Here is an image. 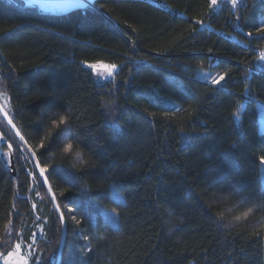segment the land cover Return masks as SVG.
<instances>
[{
  "label": "trees",
  "instance_id": "16d2710c",
  "mask_svg": "<svg viewBox=\"0 0 264 264\" xmlns=\"http://www.w3.org/2000/svg\"><path fill=\"white\" fill-rule=\"evenodd\" d=\"M32 2L0 0V93L64 212L59 264H264V0H240L234 11L223 0L211 15L209 0H100L103 8L67 14ZM95 63L122 71L100 83L86 67ZM202 72L229 75L217 86ZM60 115L77 139L53 123ZM0 133L14 162L12 173L0 143V243L10 233L12 247L26 248L35 232L41 264H56L59 215L1 115ZM113 182L127 203L118 229L104 215L117 207L102 191ZM71 201L87 211L79 223Z\"/></svg>",
  "mask_w": 264,
  "mask_h": 264
},
{
  "label": "snow or ice",
  "instance_id": "6c2138e0",
  "mask_svg": "<svg viewBox=\"0 0 264 264\" xmlns=\"http://www.w3.org/2000/svg\"><path fill=\"white\" fill-rule=\"evenodd\" d=\"M30 2V0H25V3ZM8 4L13 3V0H7ZM226 4H230L231 5V9L234 11L238 8L240 0H225ZM96 4H99L100 8L104 7V4L102 2H100V0H89L88 5H84L81 4L79 5V7H87V6H92L95 7ZM221 7V2L220 0H209L208 2V8H209V13L210 15L212 13H215V11ZM196 24L200 25L201 27L204 26V20L200 19V20H196L195 21ZM17 27H19V25H17ZM129 27H131V25H129ZM247 35L249 37L253 36V32L249 31L247 33ZM256 36H258L261 40H264V26H260L256 29ZM136 42L133 41V45H135ZM209 52H212V49L210 48L208 50ZM258 60L260 62H264V52H261V54L258 57ZM82 63H84L82 61ZM86 67L91 68V69H96L97 65L95 64H86ZM105 69V79H110L112 81H115L116 76L119 74L120 71H122V68H120L117 64L112 63V64H107L103 66ZM228 72H223V73H217L216 75H212L211 73H205L203 78L204 80L208 81L210 80L211 84L213 85H221L222 82L225 81L226 77L228 76ZM104 87H106V85H103ZM227 85H224V88L226 89ZM246 93H248V89H245L244 92H241L240 95L244 96ZM0 99H3L5 101V104L3 106H0V112H3L4 114V118L6 120H8L9 124H12V120L9 118V112L6 110L7 108V101H8V96L0 93ZM168 111L172 112V111H179V109H177L175 107L174 103H170L168 105ZM236 115V114H233ZM54 124H56L57 126H65V133L67 136V139L74 140L77 139V137L75 135L72 134V128L70 125V117L66 116V115H60L58 117L57 120L53 121ZM13 127H15V125H13ZM114 134H119L120 132V128L119 126H116L113 129ZM17 136H20V133L17 132ZM20 139L23 141L24 137L20 136ZM41 148L44 147L43 144L40 145ZM73 143L69 142L64 146V152L65 153H69L73 150ZM8 148L11 149L12 148V144L8 145ZM77 155H79V151H77ZM32 156L35 157V153H32ZM259 164L260 165H264V155H261L259 157ZM35 167L39 168V176L43 177V184H47L48 183V176L46 175V173H48V169L46 167H40L39 161H36L35 163ZM261 185L264 186V177H261ZM79 190V189H78ZM51 188L49 187V192H51ZM82 191V190H80ZM102 191L105 193L106 197H107V201H111L112 203L116 204L117 207L111 208L110 211L104 213L105 218L109 221V223L112 224V226L114 228L119 227V217H120V212L118 211V208L120 207H126L127 203L126 200L123 198V186L120 185L119 183L113 182L112 184H108L106 185V187L104 189H102ZM61 195H63V193H61ZM93 199V197H88V200L91 201ZM52 200L55 201L56 200V196L53 194L52 195ZM106 200H100L98 201L100 204H104L107 202ZM71 203L73 206L71 208H68L69 213H71V219L72 220H77V215L80 214L81 212H83V214L85 216H87V211L86 209H82L81 208V203L82 202H77V201H71L69 202ZM261 205H264V194L261 195ZM261 205H258L257 207H260ZM35 207V206H34ZM65 207H68V204H65ZM55 211L57 213H59V223L63 226L65 223V215L64 212H62L60 210V206L57 204L55 205ZM252 209L249 208L247 211H243L241 214L239 215H235L232 217L233 221L239 222L242 219H246L249 217L250 213H251ZM217 216L220 217L221 219H223L224 214L222 212H218ZM80 221L77 220V223H79ZM11 223V222H9ZM81 234H83L81 232ZM10 236L11 234L9 233L8 235L5 236L4 238V242L0 243V249H6L7 251H0V262H2V264H41V257L36 255V246L38 244L39 240H42L43 237H37V234L34 232L32 233V239L31 242L28 243L26 245V248L28 249L27 251V255L24 254V247H22V243L20 242H15L14 243V248L12 247V242L15 241V238H11V242H10ZM100 239H105L104 236H101ZM88 251H91L90 248H88Z\"/></svg>",
  "mask_w": 264,
  "mask_h": 264
},
{
  "label": "water",
  "instance_id": "95a60500",
  "mask_svg": "<svg viewBox=\"0 0 264 264\" xmlns=\"http://www.w3.org/2000/svg\"><path fill=\"white\" fill-rule=\"evenodd\" d=\"M34 1H36V2L40 3L41 5H43L44 7H46L48 12L51 13V14H67V13L73 11V10H76V9H83L85 7L82 8V7H79V5H81V4L88 5V3H89V0H87L86 2L84 1L82 3L77 2V3L72 4V5L60 4V3H57V2H55L53 0H34ZM0 106H1V104H0ZM0 115L2 116L4 121L7 123L8 127L13 132V134L16 136V138L18 139V141L20 142L22 147H24L26 149V151L29 153V155L32 158V161H33V163L35 165L37 159H36V157L32 156L33 151L29 148V146L26 144V142L24 140L22 141L20 139L21 134H20V136H17V132H19L17 130V128L13 127V125H14L13 123L12 124L8 123V120H6L4 118L3 112H0ZM2 142H5V138L0 133V143H2ZM5 143H6L7 147H8L9 144L7 142H5ZM8 157H9V162H10V168L12 169V173H14V162H13V150H12V148L11 149L8 148ZM35 168H36L37 173L39 175V168H37V167H35ZM40 179L43 181V177H40ZM43 185H44L46 191L48 192V195H49V197L51 199V202L53 204V207L55 209V205H57V202H56V200L55 201L52 200L53 192L52 191L49 192L50 185H49V183L43 184ZM57 214L59 215V213H57ZM64 241H65V224L62 226V237H61V240H60V243H59V247H58L56 264L60 263L61 254H62V250H63V246H64Z\"/></svg>",
  "mask_w": 264,
  "mask_h": 264
},
{
  "label": "rangeland",
  "instance_id": "374dc122",
  "mask_svg": "<svg viewBox=\"0 0 264 264\" xmlns=\"http://www.w3.org/2000/svg\"><path fill=\"white\" fill-rule=\"evenodd\" d=\"M57 3H60V4H65V5H72L74 2H79L80 0H53ZM87 0H85L86 2ZM220 1H223V0H220ZM30 3H33L32 0L30 2L27 3V5H30ZM260 26H264V15L262 16L261 20H260ZM95 65H97L96 69H92L93 73H94V76H95V80L97 82H100V83H104V82H109V81H112L110 79H105L104 76H105V69H104V65H107V64H104V63H95ZM206 73V72H205ZM204 72H202L200 74V76L203 78ZM213 75V74H212ZM214 76V75H213ZM243 105L240 107V109L242 110L243 109ZM256 109H257V113H258V130L259 132H263L264 131V104L263 103H260L258 102L256 104ZM261 177H264V165H261V170H260V178ZM264 187V186H263ZM22 243V242H21ZM22 247H24L22 245ZM14 248V247H13ZM27 251L28 249L24 247V254L27 255ZM0 264H2V262H0Z\"/></svg>",
  "mask_w": 264,
  "mask_h": 264
},
{
  "label": "crops",
  "instance_id": "0c3cea01",
  "mask_svg": "<svg viewBox=\"0 0 264 264\" xmlns=\"http://www.w3.org/2000/svg\"><path fill=\"white\" fill-rule=\"evenodd\" d=\"M259 66H261L262 68H264V62H259Z\"/></svg>",
  "mask_w": 264,
  "mask_h": 264
},
{
  "label": "clouds",
  "instance_id": "9594fccd",
  "mask_svg": "<svg viewBox=\"0 0 264 264\" xmlns=\"http://www.w3.org/2000/svg\"><path fill=\"white\" fill-rule=\"evenodd\" d=\"M84 2V1H83ZM79 3H82L81 0L79 1Z\"/></svg>",
  "mask_w": 264,
  "mask_h": 264
},
{
  "label": "built area",
  "instance_id": "2783aa9c",
  "mask_svg": "<svg viewBox=\"0 0 264 264\" xmlns=\"http://www.w3.org/2000/svg\"><path fill=\"white\" fill-rule=\"evenodd\" d=\"M84 0H81V2H83Z\"/></svg>",
  "mask_w": 264,
  "mask_h": 264
},
{
  "label": "bare ground",
  "instance_id": "6f19581e",
  "mask_svg": "<svg viewBox=\"0 0 264 264\" xmlns=\"http://www.w3.org/2000/svg\"><path fill=\"white\" fill-rule=\"evenodd\" d=\"M85 1V0H84Z\"/></svg>",
  "mask_w": 264,
  "mask_h": 264
}]
</instances>
